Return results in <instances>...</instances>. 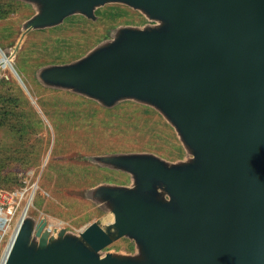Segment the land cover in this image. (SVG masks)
I'll return each instance as SVG.
<instances>
[{"label":"water","instance_id":"obj_1","mask_svg":"<svg viewBox=\"0 0 264 264\" xmlns=\"http://www.w3.org/2000/svg\"><path fill=\"white\" fill-rule=\"evenodd\" d=\"M35 9L15 46L0 51L32 103L16 66L31 31L122 4L144 25L120 24L84 55L38 67L49 88L113 108L153 107L187 156L151 151L93 154L129 173L86 197L105 214L82 230L24 215L5 264H264V0H19ZM44 114V113H43ZM121 238L135 251L110 248Z\"/></svg>","mask_w":264,"mask_h":264},{"label":"rangeland","instance_id":"obj_2","mask_svg":"<svg viewBox=\"0 0 264 264\" xmlns=\"http://www.w3.org/2000/svg\"><path fill=\"white\" fill-rule=\"evenodd\" d=\"M34 12L32 5L16 2L7 17L0 19L4 48L18 43L22 23ZM97 14V20L70 16L60 26L31 31L23 39L16 66L44 114L12 70L0 68V78L12 74L14 80L6 83L3 91L19 96L8 107L15 112L0 124V200L11 202L13 192L19 189L25 196L20 201L22 210L26 196L37 186L28 214L46 216L52 228L84 229L105 214L86 197L87 189L102 182H131L129 173L94 164L91 155L151 151L170 160L187 156L174 127L153 107L125 101L106 108L79 94L46 87L38 79L40 65L84 55L120 24L147 22L140 11L122 4L105 5ZM26 126L28 131L21 130ZM6 194L12 197L4 198ZM110 248L133 252L135 243L121 238Z\"/></svg>","mask_w":264,"mask_h":264},{"label":"built area","instance_id":"obj_3","mask_svg":"<svg viewBox=\"0 0 264 264\" xmlns=\"http://www.w3.org/2000/svg\"><path fill=\"white\" fill-rule=\"evenodd\" d=\"M10 197H12L10 194L4 195V198L9 199ZM22 199H24V192L17 189L13 192V200L11 202L0 200V249L4 245L7 246V243L16 236L23 219L20 222V218L24 213V209H20V201Z\"/></svg>","mask_w":264,"mask_h":264},{"label":"trees","instance_id":"obj_4","mask_svg":"<svg viewBox=\"0 0 264 264\" xmlns=\"http://www.w3.org/2000/svg\"><path fill=\"white\" fill-rule=\"evenodd\" d=\"M16 2L21 3L22 1H19V0H2V1H0V19L7 17V15L11 12L13 5L16 4ZM0 45L3 48L5 47L1 42H0ZM12 82H14V80H12V74L8 75V76L5 75L4 77L0 78V124L1 125H4L7 122L8 118L11 116V114H13L15 112V109H8V107L11 105V102H13V101L15 102L19 99V96L17 97L13 92L7 93L8 92L7 89H4L5 91H3V88H6L5 84L6 83H12ZM23 95L26 96L24 93H23ZM27 100H28L29 105H30V100L28 98H27ZM17 112H19V111H17ZM29 128L30 127L27 128V126H26V127L22 128L21 130L24 129V130L28 131ZM13 130H15L14 127H13Z\"/></svg>","mask_w":264,"mask_h":264},{"label":"bare ground","instance_id":"obj_5","mask_svg":"<svg viewBox=\"0 0 264 264\" xmlns=\"http://www.w3.org/2000/svg\"><path fill=\"white\" fill-rule=\"evenodd\" d=\"M0 53H1L0 54L1 55L0 56V68H10L11 69V66H10L6 56L1 51H0ZM36 190H37V186H35L34 190L31 192L30 197L26 196L27 203H26L24 211H23L24 212L23 216L24 215H28L29 208H30V206L33 203V197H34V195L36 193ZM23 216L20 218V222H21V219L23 218ZM13 241H14V238L9 243H7V246L4 248L2 254L0 255V264H5V262H6L7 258H8L9 252H10V248H11V246L13 244Z\"/></svg>","mask_w":264,"mask_h":264}]
</instances>
